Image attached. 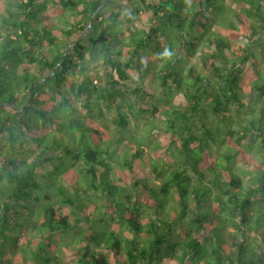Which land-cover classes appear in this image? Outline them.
Segmentation results:
<instances>
[{"label":"trees","instance_id":"trees-1","mask_svg":"<svg viewBox=\"0 0 264 264\" xmlns=\"http://www.w3.org/2000/svg\"><path fill=\"white\" fill-rule=\"evenodd\" d=\"M0 114V264H264V0H0Z\"/></svg>","mask_w":264,"mask_h":264},{"label":"rangeland","instance_id":"rangeland-1","mask_svg":"<svg viewBox=\"0 0 264 264\" xmlns=\"http://www.w3.org/2000/svg\"><path fill=\"white\" fill-rule=\"evenodd\" d=\"M227 3L229 4L230 3V0H227ZM196 36V33L193 32L192 34L188 35L186 33V37L188 39H192V37ZM240 40H245L244 38H240ZM179 46H176V48H178ZM177 51L179 52V48L177 49ZM145 62L150 66V67H160L162 65V63H160L158 61V58L154 55H148L146 57V60ZM197 62V56L194 57L192 60H191V63L190 64H194ZM189 64V65H190ZM94 75V74H93ZM134 86V84H132ZM145 87L149 88V89H154L157 87V71L155 68H153L151 70V72L148 73V75L145 77L144 79V84H143ZM182 100V94L181 93H177L176 94V102L179 103L181 102ZM115 112L114 111H111L110 114L107 116V117H112L113 118V114ZM111 119V118H110ZM145 119L143 118L141 120V123H139L138 125V128L135 129V125L132 124L130 128H128L126 131H124V133L130 135V132L137 135V138L141 141V143L144 145V148H145V151L149 152L150 153V158L151 160H155L156 157L154 155L155 151H156V147H159L158 145L162 143V138L164 139V136L162 135H158L157 133H154L153 135H149L147 134L146 132L148 131V129L145 127V122L146 120L144 121ZM111 128V131L112 133H114V137H117L118 136V133H117V127L112 124V123H108ZM161 125V123H159ZM134 128V129H133ZM158 130V129H156ZM116 133V134H115ZM113 136V135H112ZM155 136V137H154ZM157 144V145H156ZM122 146H125L124 149L125 150H130V152H133L135 151L136 149V146L135 144L127 139L124 141V144L123 145H118L116 143L115 145V148L117 149V151L122 155H124L125 153V150H123ZM118 161H120V158L118 157H115L113 160H111V164L113 166V173H112V177L114 179V176H115V173H116V176H117V169H118ZM70 160H69V157L66 158V162L62 163L61 165V171H63L67 165L69 164ZM55 162H52L50 164H47V166L45 167V170H44V174H45V178L50 180L51 178H55L59 176L60 172L57 171L56 167H54ZM158 163V162H156ZM56 164V163H55ZM75 167V171L78 172L80 171L81 169H84V163L79 160V161H75L74 165ZM238 170H244L245 167H242V166H237ZM50 170V171H49ZM52 170V171H51ZM49 171V172H48ZM68 171V170H66ZM50 173V174H49ZM68 173H70V170L68 171ZM49 174V175H48ZM48 175V176H47ZM162 182V179L161 178H157L155 180V183L154 184L155 186H158L159 184H161ZM47 192H36V194L31 197L28 202H26L25 204H27V208H28V213L33 211L34 215H32V221L35 222H39L42 217V214L40 212V205H41V202L45 199V194ZM173 197V196H172ZM175 203V200L174 199H171V203ZM85 202V201H84ZM170 203V204H171ZM93 209V208H92ZM91 210V207L90 209ZM101 214V213H100ZM102 214H106L104 215L105 217H108L106 211ZM153 215L150 214V217H152ZM111 222V220H110ZM109 222V223H110ZM106 224V221L104 222ZM91 224H93V221L91 222ZM103 224V225H105ZM116 224V223H115ZM101 225V226H103ZM98 227H100V225H97ZM107 226V224H106ZM108 227V226H107ZM194 230V228H193ZM40 233H42V231H40V228L39 229H35V228H30L29 230H27V233L25 236H28L31 240L35 239V238H39L40 237ZM75 233H76V229L73 228V229H70L68 232L66 233H62L60 235V241H61V247H63V245H65L64 243H66L67 241H70L74 236H75ZM24 237V236H23ZM111 240V237L109 238ZM25 242V240H22ZM22 246H24V243L22 244ZM81 247V246H79ZM231 247L233 248L232 244H231ZM95 253L97 255H102V256H105L108 258L110 264H115L114 262V259H113V255H112V252L110 250H108V248H103V249H95ZM60 255L62 256V258H64V260L68 263V264H79L78 263V260L76 258L73 257V254H70V255H64L62 251H60ZM29 256L31 257V255L29 254ZM5 258H11V260H13V255L12 254H8ZM30 264H41V262L37 259H31V261L29 262Z\"/></svg>","mask_w":264,"mask_h":264},{"label":"water","instance_id":"water-1","mask_svg":"<svg viewBox=\"0 0 264 264\" xmlns=\"http://www.w3.org/2000/svg\"><path fill=\"white\" fill-rule=\"evenodd\" d=\"M106 1V0H105ZM75 44V43H74ZM72 45H69L68 47H67V50H68V48H70ZM41 81H43V80H41ZM41 81H38V82H36L35 84H33L32 86H31V88H30V90H29V95H28V97H29V103H30V97H31V94H32V92H33V89H34V87H35V85L36 84H38V83H40ZM0 121H1V114H0Z\"/></svg>","mask_w":264,"mask_h":264}]
</instances>
